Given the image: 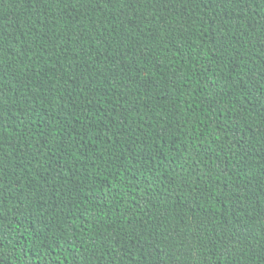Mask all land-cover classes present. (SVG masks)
Here are the masks:
<instances>
[{
	"label": "trees",
	"instance_id": "obj_1",
	"mask_svg": "<svg viewBox=\"0 0 264 264\" xmlns=\"http://www.w3.org/2000/svg\"><path fill=\"white\" fill-rule=\"evenodd\" d=\"M0 264H264V0H0Z\"/></svg>",
	"mask_w": 264,
	"mask_h": 264
}]
</instances>
